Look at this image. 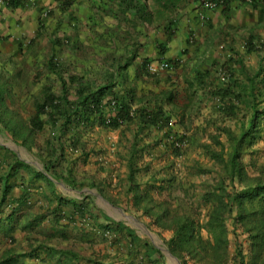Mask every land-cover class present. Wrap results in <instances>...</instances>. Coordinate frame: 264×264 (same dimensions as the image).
Wrapping results in <instances>:
<instances>
[{"label":"trees","instance_id":"obj_1","mask_svg":"<svg viewBox=\"0 0 264 264\" xmlns=\"http://www.w3.org/2000/svg\"><path fill=\"white\" fill-rule=\"evenodd\" d=\"M74 1H64L66 9ZM118 1L122 15L133 14L149 24L157 21V27L169 34L177 31L180 10L191 1L202 5L201 0ZM28 3L9 0L6 5L26 8ZM252 6L258 8L259 4ZM261 12L264 18V11ZM155 15L160 19L155 21ZM252 35L246 51L257 55V70H249L244 59H239L234 67L223 64L213 70L200 66L191 70L178 59L171 62L176 63L177 69L183 65V74L164 78L147 72L148 59L132 73L136 50L127 43L114 65L100 71L103 76L99 78L96 67L78 69L70 56L60 60L57 53L62 41L55 40L52 55L45 64L44 60L41 62L54 81L47 80L37 91L34 82L42 83L44 72L33 75L30 69L21 67L18 73L19 67L17 72L13 68L16 58L0 52L1 132L29 151L37 150L45 173L50 176L42 174V178L44 175L51 186L54 180L75 185L77 163L86 164L97 152L92 134L120 132L121 149L116 152L121 166L113 165L111 160L109 164L106 159L102 161L99 172L106 171L107 176L96 179L101 191L105 193L112 187L109 176L114 174L123 188L121 193L125 192L133 208L149 218L150 225L159 232L172 233L167 245L183 264L190 260L195 264H264V164L247 163L243 156L264 135V40L256 33ZM15 80L23 95L33 94L22 105L14 100ZM162 82L168 87L160 93L147 88L158 87ZM184 84L181 92L185 94V104L179 102V88ZM203 115L204 123L198 125ZM109 147L108 144L100 154H108ZM200 148L204 149V156L221 166L217 175L202 161H192V154ZM77 150L81 155H70H76ZM2 151L0 180L4 182V203L24 163L9 148ZM180 160L185 161L191 176L212 173L213 177L202 185L185 180ZM123 166L126 172L122 177L117 172ZM249 166L254 168L253 173ZM231 219L235 234L238 229L247 234L249 253L240 244L232 252ZM106 229L117 232L114 242L123 243L124 247L128 244L133 259L130 264L144 254L140 238L124 223L117 222ZM110 258L105 255L103 261L94 262L126 264L120 256L107 262Z\"/></svg>","mask_w":264,"mask_h":264},{"label":"crops","instance_id":"obj_2","mask_svg":"<svg viewBox=\"0 0 264 264\" xmlns=\"http://www.w3.org/2000/svg\"><path fill=\"white\" fill-rule=\"evenodd\" d=\"M227 5L206 11L207 19L201 23L198 19V5L191 1L180 10L181 21L175 33L169 34L161 28L158 33H150L146 37L141 58L151 60L155 65L162 60L180 59V63L191 70L197 66L213 70L223 64L234 67L239 59H244L249 70H257V55L246 51L248 41L253 36V32L247 31L256 22L255 17L261 7L255 8L238 1ZM22 7L6 8L0 5V37L8 45L24 42L25 39L30 43L37 36L39 13L36 9ZM255 33L257 34L256 31ZM73 46L71 43V52L74 51ZM161 47L164 50L162 53ZM72 55L74 54L69 53L68 56L72 59ZM141 58L138 61L139 67H143ZM183 65L177 69L174 62L171 68L164 71L148 72L159 78L169 74L180 76L184 72ZM135 69L132 73L136 72ZM167 87L162 82L158 87L147 88L160 93ZM185 87V84L182 85L179 92ZM184 97L183 92L179 93L180 103H186ZM202 123L204 115L197 121L198 125ZM92 135L97 152L91 154L86 164L82 161L77 163L75 185L54 180V185L51 186L44 179L47 174L37 152H33L35 160H29L25 157L28 149H23L19 144L16 148L9 147L0 129V154L3 153L2 148H9L24 163L14 178L11 193L4 203V182L0 180V264H98L95 260L103 261L105 255L111 257L107 262L120 256L122 263L130 264L133 259L129 255L128 244L124 247L125 244L114 242L117 232L106 229L117 222L124 223L128 230H134L143 245L144 254L139 260L136 258L134 264H141L143 260V264H183L171 252L167 243L166 250L157 242L154 236L160 232L150 225L149 218L133 208L125 192L121 193L123 188L114 174L109 176L112 187L105 193L96 186V179L107 176L104 173L106 171L99 172L102 161L106 159L109 164L111 160L113 165L119 168L121 166L116 152L121 149L120 132ZM108 144L111 145L109 153L100 154ZM75 152L76 155H70L75 158L81 155L80 150ZM72 158H69L70 161ZM119 171L117 173L123 177L126 169L123 166ZM38 175L40 177L35 178ZM165 233L171 237L170 232H164L163 236H166Z\"/></svg>","mask_w":264,"mask_h":264},{"label":"rangeland","instance_id":"obj_3","mask_svg":"<svg viewBox=\"0 0 264 264\" xmlns=\"http://www.w3.org/2000/svg\"><path fill=\"white\" fill-rule=\"evenodd\" d=\"M65 0H29L28 7L36 9L39 13V28L36 32L37 36L30 43L28 40L21 43H5V39L0 37V52L6 53L7 55H13L16 58V64L13 68L22 67L23 70L30 69L31 73L37 74L39 71L44 72L43 81L34 82V87L37 91L38 86H43L44 83L53 82L54 79L50 77L47 73L45 65H42L41 62H45L52 55V42L55 40H61L62 44L58 48V53L60 60L68 59L70 53L74 54V60H72L76 67L85 69H92L93 67L98 68L96 76L101 78L102 72L107 67L114 65L115 59L124 52L125 44L135 46V59L134 63L131 66V72L138 71L141 58V53L145 47V39L150 33H158L162 29L157 27V19H160L156 15L154 16L155 23L149 24L140 19L135 18L133 14H124L122 15L119 12V1L118 0H75L71 7L67 8L64 6ZM32 4V5H31ZM259 12L256 15L255 23L252 28L248 27L247 32H257L260 35L262 40H264V3L259 4ZM255 16V15H254ZM134 18V21L131 20ZM28 23V22H26ZM150 36V35H149ZM71 43L74 45L70 51ZM120 43V45H119ZM259 44V43H258ZM125 45V46H124ZM129 53V51H127ZM137 60V61H136ZM143 61L141 64L145 65L144 58H141ZM150 62V61H149ZM140 65V64H139ZM30 67V68H29ZM42 69V70H40ZM102 70V72H100ZM104 74V73H103ZM164 78V77H163ZM15 86L16 103L24 104L27 103V98H32V95L24 92V95L21 92V85L16 82L12 83ZM34 87L31 88L33 91ZM58 90V86H56ZM29 90V93H32ZM21 104V105H22ZM3 133V132H2ZM4 141L8 143L9 147L16 148L17 143L8 135L4 134ZM226 139V138H225ZM209 141V139H204L203 141ZM18 146V145H17ZM21 146V145H20ZM25 149L26 147H22ZM27 149V148H26ZM229 149V148H228ZM200 151V152H199ZM25 157L29 160H35L33 151H25ZM37 152V150H35ZM34 152V153H35ZM205 151L203 148L196 150L191 156L192 161L200 160L208 168H213L215 175L218 171H221L218 164L215 165V162L212 161L209 156H204ZM244 161L251 163L256 161L258 163L264 164V135L261 140L258 141L253 148L243 154ZM180 166L182 169V177L186 180H192L197 185H202L205 180H208L213 177L212 173H206L203 176H191L187 164L185 165L184 160H180ZM183 162V163H182ZM249 171L254 172V168L249 166ZM256 173V171H255ZM229 227L231 230V239H232V252H235L237 245H243L246 253L249 248V239L246 233L242 229H238V233H234V223L233 220H229ZM153 231V230H152ZM154 232V231H153ZM169 233V232H168ZM160 234V236H159ZM157 233L154 237L157 238V242L163 247H167V239L169 235L165 233L166 236H163V233ZM172 235V233L170 232ZM167 250V248H166ZM189 264H195L193 261H189Z\"/></svg>","mask_w":264,"mask_h":264},{"label":"built area","instance_id":"obj_4","mask_svg":"<svg viewBox=\"0 0 264 264\" xmlns=\"http://www.w3.org/2000/svg\"><path fill=\"white\" fill-rule=\"evenodd\" d=\"M227 1H238L244 4H255V3H262L264 2V0H202V6L204 8L203 11L206 10H217L220 7H222ZM206 14L202 13L201 14V20L204 21L206 20ZM170 67V63L168 62H164L162 64L159 65H151L150 66V71L153 73H158L161 71H164L166 69H168ZM173 124V123H171Z\"/></svg>","mask_w":264,"mask_h":264},{"label":"clouds","instance_id":"obj_5","mask_svg":"<svg viewBox=\"0 0 264 264\" xmlns=\"http://www.w3.org/2000/svg\"><path fill=\"white\" fill-rule=\"evenodd\" d=\"M29 1V0H28ZM66 1V0H65ZM1 3H0V5H2V6H4V7H6V8H9L6 4H8V2H9V0H3V1H0ZM195 3H197L196 1H195ZM241 3V2H240ZM262 3H264V2H262ZM201 4H202V0H201ZM242 4H244V3H242ZM256 4H261V3H256ZM197 9H199V14H198V19H199V21L201 22V23H203V22H205L206 20H204V21H202L201 20V14L202 13H205L206 11H210V10H206V11H203L204 10V8H203V6L202 5H200L199 6V4L197 3ZM248 5H253V4H248ZM206 14V13H205ZM207 19V18H206ZM33 40V39H32ZM148 61H150L148 64H147V72L149 71L150 72V66L151 65H153V62L151 61V60H148ZM147 61V62H148ZM144 62H145V59H144ZM164 62H168V63H170V67L169 68H171L172 67V62L171 61H164V60H162L160 63H158V64H156V65H159V64H162V63H164ZM168 68V69H169ZM148 72V73H149Z\"/></svg>","mask_w":264,"mask_h":264}]
</instances>
